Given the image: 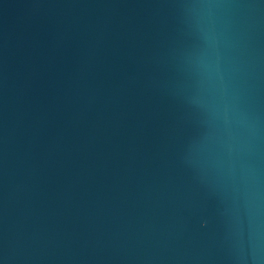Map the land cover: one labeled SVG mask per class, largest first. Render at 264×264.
I'll return each instance as SVG.
<instances>
[{
    "label": "water",
    "instance_id": "95a60500",
    "mask_svg": "<svg viewBox=\"0 0 264 264\" xmlns=\"http://www.w3.org/2000/svg\"><path fill=\"white\" fill-rule=\"evenodd\" d=\"M0 264H264V0H0Z\"/></svg>",
    "mask_w": 264,
    "mask_h": 264
}]
</instances>
